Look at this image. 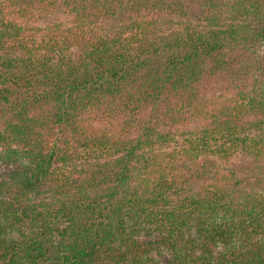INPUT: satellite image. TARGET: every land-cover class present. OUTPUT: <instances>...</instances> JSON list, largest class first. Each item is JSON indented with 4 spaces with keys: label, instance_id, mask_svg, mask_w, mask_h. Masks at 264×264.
<instances>
[{
    "label": "trees",
    "instance_id": "1",
    "mask_svg": "<svg viewBox=\"0 0 264 264\" xmlns=\"http://www.w3.org/2000/svg\"><path fill=\"white\" fill-rule=\"evenodd\" d=\"M0 152V264H264V0H0Z\"/></svg>",
    "mask_w": 264,
    "mask_h": 264
},
{
    "label": "rangeland",
    "instance_id": "2",
    "mask_svg": "<svg viewBox=\"0 0 264 264\" xmlns=\"http://www.w3.org/2000/svg\"><path fill=\"white\" fill-rule=\"evenodd\" d=\"M67 19H68L67 16L64 14L62 10H56L52 14L39 19V21L37 22V25H39V27L43 29V28H46V24L49 22L50 23H65ZM117 23L118 21H109V20L104 21V23L102 24L101 32L104 33V32H110L114 30ZM2 156L3 154L2 152H0V173H5L11 168V166L5 159H3Z\"/></svg>",
    "mask_w": 264,
    "mask_h": 264
}]
</instances>
